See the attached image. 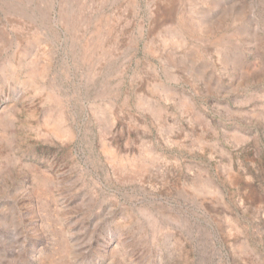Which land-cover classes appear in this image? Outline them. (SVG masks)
Here are the masks:
<instances>
[{"label": "rangeland", "instance_id": "374dc122", "mask_svg": "<svg viewBox=\"0 0 264 264\" xmlns=\"http://www.w3.org/2000/svg\"><path fill=\"white\" fill-rule=\"evenodd\" d=\"M0 264H264V0H0Z\"/></svg>", "mask_w": 264, "mask_h": 264}]
</instances>
